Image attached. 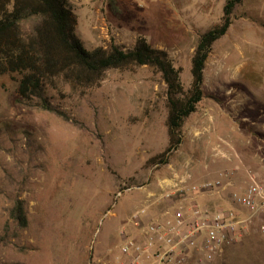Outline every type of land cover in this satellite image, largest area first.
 <instances>
[{
    "label": "rangeland",
    "instance_id": "obj_1",
    "mask_svg": "<svg viewBox=\"0 0 264 264\" xmlns=\"http://www.w3.org/2000/svg\"><path fill=\"white\" fill-rule=\"evenodd\" d=\"M66 1L76 15L75 34L84 48L126 49L143 37L181 69L187 89L196 34L218 23L215 9L223 0H215L207 20L186 12L190 0H119V5L111 0ZM239 11L264 25V0H245ZM102 20L107 37L93 38V31L100 34ZM241 22L260 27L247 18L234 25ZM227 42L226 35L217 41ZM238 57L232 52L234 62L215 68L205 61L202 87L216 100L197 105L183 124L181 143L162 166L150 159L168 146L166 87L151 67L107 70L96 87L82 91L58 78L48 96L68 121L16 105L18 77L1 76L0 264H114L118 231L128 229L131 214L144 207L151 215L164 205L158 186L164 178L188 175L198 182L239 165L228 145L245 138L238 123L264 124V95L258 102L242 100L254 90L243 83L238 84L241 89L235 86L233 71L243 73ZM240 108L233 117L231 110ZM234 150L247 155L254 151ZM258 154L264 157V149ZM16 198L27 211L23 230L8 218ZM212 264H264V241L250 233L241 246L228 245Z\"/></svg>",
    "mask_w": 264,
    "mask_h": 264
},
{
    "label": "trees",
    "instance_id": "obj_2",
    "mask_svg": "<svg viewBox=\"0 0 264 264\" xmlns=\"http://www.w3.org/2000/svg\"><path fill=\"white\" fill-rule=\"evenodd\" d=\"M111 2L116 5L120 1ZM244 2L224 0L218 23L197 32L190 57L191 81L185 89L181 69L164 50L152 47L143 37L138 36L133 46L126 49L110 45L87 50L75 34L76 15L66 0H0V77H18L16 105L68 121L48 96V91L56 88L58 78L82 91L96 87L107 70L151 67L166 87L168 146L150 159L154 165L162 166L181 143L183 124L197 105L205 99L216 100L202 87L203 69L212 45L240 18L264 28L258 20L239 13ZM251 134L264 141V132L254 130ZM8 218L18 229H26L28 217L22 200H13Z\"/></svg>",
    "mask_w": 264,
    "mask_h": 264
},
{
    "label": "built area",
    "instance_id": "obj_3",
    "mask_svg": "<svg viewBox=\"0 0 264 264\" xmlns=\"http://www.w3.org/2000/svg\"><path fill=\"white\" fill-rule=\"evenodd\" d=\"M158 186L164 205L151 215L144 207L131 214L128 229L118 231L114 264H212L250 233L264 241V179L256 171L239 178L229 168L198 182L167 177Z\"/></svg>",
    "mask_w": 264,
    "mask_h": 264
},
{
    "label": "crops",
    "instance_id": "obj_4",
    "mask_svg": "<svg viewBox=\"0 0 264 264\" xmlns=\"http://www.w3.org/2000/svg\"><path fill=\"white\" fill-rule=\"evenodd\" d=\"M124 1V0H123ZM122 2V1H121ZM223 1H220L218 4V7H216V14L220 17L222 14V6ZM190 6L187 7L186 12L190 14L199 15V18L202 20H207L209 18H212L213 14V5L216 3L215 0H190L189 1ZM120 3L118 2V5ZM220 19V18H219ZM239 20V19H237ZM235 20L234 23L237 21ZM234 23L228 28L226 35L228 42L225 45H221L220 43H217V40L213 45L210 53L208 54V57L206 61H209L212 66L215 68V66L219 63H222L223 65L226 64V60L231 62H234V59L230 58L232 52H237L238 58H242V61L237 64L238 66H241L243 69L242 76L238 73V71L234 70L232 77L234 80H236L235 86L239 89L240 86L239 83H243L245 85H249L254 90L253 93H250L248 95H244L242 97V100H249L250 103H253V101L258 102V100H262V88L264 87V30L260 27H254L246 22H241L236 25ZM209 24L207 27H209ZM206 27V28H207ZM205 28V29H206ZM204 29V30H205ZM203 31V30H202ZM103 35L100 31V34L98 32L93 31L91 36L94 38H97V36ZM238 60V59H237ZM212 67V68H213ZM254 74H258L257 78H253ZM254 84L252 86L251 84ZM260 91V92H259ZM233 97H236L238 94H233ZM235 105V103L233 104ZM240 109H232V116L234 117L237 115V112H239ZM262 112L263 110H259ZM244 121L245 118H239V121ZM238 127L239 130H241L244 134V140L239 141L238 143H234L230 141V144L228 146L232 147V154L237 158V162L239 165L234 164L230 168H237V176L239 178H243L245 175V172L247 170L250 171H256L263 179H264V170L262 169L260 165L259 159L261 156H259V152L264 149V141L260 140L259 138L253 136L251 134V131H262L264 132V124L261 123H254L253 121L249 123H242L243 125H240ZM247 124L250 127V130L247 128ZM232 131L235 132V125L234 122L232 124ZM237 147H242L243 149L246 148H252L254 151L251 155H247V153H237L236 149ZM227 152V151H226ZM220 154L222 151L219 150ZM218 154L216 157L217 159H220L222 155ZM232 156V157H233ZM245 159L246 161L250 162H243L240 158ZM247 158V159H246ZM264 158V157H263ZM216 159V160H217ZM234 160L231 159V161ZM228 169V168H227Z\"/></svg>",
    "mask_w": 264,
    "mask_h": 264
}]
</instances>
